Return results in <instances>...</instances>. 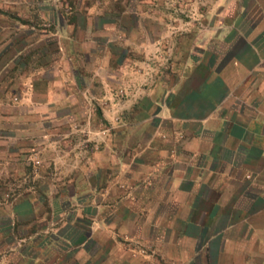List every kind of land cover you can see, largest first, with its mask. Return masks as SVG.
Wrapping results in <instances>:
<instances>
[{
	"label": "rangeland",
	"instance_id": "rangeland-1",
	"mask_svg": "<svg viewBox=\"0 0 264 264\" xmlns=\"http://www.w3.org/2000/svg\"><path fill=\"white\" fill-rule=\"evenodd\" d=\"M248 33L264 56V0H0V264H173L141 225L160 193L120 176L121 156L149 144L154 162L149 99H169L200 46Z\"/></svg>",
	"mask_w": 264,
	"mask_h": 264
},
{
	"label": "crops",
	"instance_id": "crops-1",
	"mask_svg": "<svg viewBox=\"0 0 264 264\" xmlns=\"http://www.w3.org/2000/svg\"><path fill=\"white\" fill-rule=\"evenodd\" d=\"M251 35L216 42L211 50L200 46L199 55L185 57L181 67L188 73L169 99H149L152 91L146 95L158 118L154 162L140 156L149 144L137 149L135 163L121 156L120 176L150 178L149 190L160 193L139 205L141 225L150 223V239L169 263L264 264V56L256 53ZM208 53L213 61L205 66ZM201 72L205 81L200 78L202 87L193 93L186 86ZM191 93L195 102L183 107L180 102ZM179 107L188 114L179 113ZM134 126L137 130L143 123ZM136 139L140 145L141 138ZM118 219L119 232L148 239L140 223L136 233L128 231L135 224L131 215ZM170 223L173 227H166ZM187 243L193 246L183 248Z\"/></svg>",
	"mask_w": 264,
	"mask_h": 264
},
{
	"label": "trees",
	"instance_id": "trees-1",
	"mask_svg": "<svg viewBox=\"0 0 264 264\" xmlns=\"http://www.w3.org/2000/svg\"><path fill=\"white\" fill-rule=\"evenodd\" d=\"M197 77H199V76H198V75H193V76L189 79V82H188L186 88L189 87L190 84L192 85V82L194 83V81L197 79ZM203 78H204V79H203ZM204 81H205V77H202V84L204 83ZM191 102H195V99H193Z\"/></svg>",
	"mask_w": 264,
	"mask_h": 264
}]
</instances>
